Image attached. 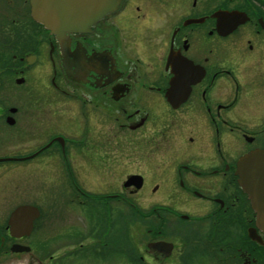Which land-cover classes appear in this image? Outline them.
<instances>
[{"label": "flooded vegetation", "instance_id": "af4514ba", "mask_svg": "<svg viewBox=\"0 0 264 264\" xmlns=\"http://www.w3.org/2000/svg\"><path fill=\"white\" fill-rule=\"evenodd\" d=\"M255 150L264 0H119L59 37L0 0V264H46L57 204L75 260L264 264L237 175Z\"/></svg>", "mask_w": 264, "mask_h": 264}, {"label": "water", "instance_id": "95a60500", "mask_svg": "<svg viewBox=\"0 0 264 264\" xmlns=\"http://www.w3.org/2000/svg\"><path fill=\"white\" fill-rule=\"evenodd\" d=\"M119 0H29L32 19L57 37L88 28L113 12ZM238 184L248 196L256 214L257 226L264 234V151L255 150L238 162ZM136 181V178H132ZM138 181V180H137ZM36 216L32 207L19 208L14 215ZM251 238L262 244L255 230Z\"/></svg>", "mask_w": 264, "mask_h": 264}, {"label": "rangeland", "instance_id": "374dc122", "mask_svg": "<svg viewBox=\"0 0 264 264\" xmlns=\"http://www.w3.org/2000/svg\"><path fill=\"white\" fill-rule=\"evenodd\" d=\"M33 184L34 187L38 185L36 180L33 181ZM136 197L143 207L150 202L149 196L146 195V193H141ZM54 205H56V203ZM57 206L55 211H45L44 215L46 264H127L125 261L118 262L112 260L113 257L100 258L88 256L87 254L79 257L77 260L72 259V234L69 232L68 224L73 221L80 223L81 218L73 217L74 219H72V216L69 217V214H62V211L58 209V204ZM125 215L127 216L126 220H133V218L129 217L128 213ZM84 249H86V247H84Z\"/></svg>", "mask_w": 264, "mask_h": 264}]
</instances>
